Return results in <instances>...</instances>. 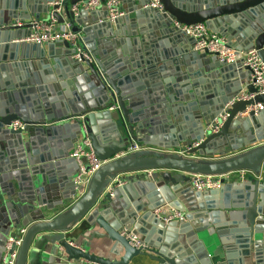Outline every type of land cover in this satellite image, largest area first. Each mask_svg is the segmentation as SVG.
<instances>
[{"label":"water","instance_id":"water-1","mask_svg":"<svg viewBox=\"0 0 264 264\" xmlns=\"http://www.w3.org/2000/svg\"><path fill=\"white\" fill-rule=\"evenodd\" d=\"M80 1L87 0H0V264L7 237L21 227L14 264H47L44 254L75 264H129L137 256L264 264V94L233 103L212 130L230 98L254 92L249 70L241 59L193 50L195 40L172 25L204 23L238 51L257 49L264 62V0H158L162 9L119 0L124 15L113 20L106 9L74 11ZM41 15L70 22L89 58H75L66 41L25 42L30 26L10 25ZM29 58L37 62L24 73L18 61ZM12 66L15 78L6 74ZM16 119L22 128L11 127ZM82 136L104 162L79 197L46 218L40 208H54L47 199L60 205L76 194L77 165L66 149ZM192 142L186 154L169 150ZM134 144L143 148L128 150ZM242 170L245 180L192 187L195 174ZM140 172L104 192L116 177ZM164 205L184 221L164 222L154 212ZM124 232L139 234L149 250L132 247Z\"/></svg>","mask_w":264,"mask_h":264},{"label":"built area","instance_id":"built-area-1","mask_svg":"<svg viewBox=\"0 0 264 264\" xmlns=\"http://www.w3.org/2000/svg\"><path fill=\"white\" fill-rule=\"evenodd\" d=\"M150 6L162 9V5L158 0H152ZM104 7L107 10V19L113 20L119 16L124 15V10L121 7L119 0H87L80 1L73 8L74 11H78L80 8L85 10H95L97 8ZM11 26L24 27L30 26V34L28 37L22 40L29 43H48V42H68L76 52L74 57L80 60V55L85 58H89L87 52L84 51L81 43V35L78 32L72 30L71 23L65 21L58 23L54 17L49 19H35L30 20H15L10 24ZM172 25L179 29L183 34L192 37L195 40L193 45L194 50L203 52L206 51L211 55H215L219 60L226 62H234L241 59V65L247 67L249 70V83L253 86L254 92L247 93L245 90H241L232 98H230L224 105L221 113L214 119L212 130L217 131L222 122L227 118V109L231 107L233 103L240 100H247L253 98L255 95L264 94V62L261 60L257 49L250 48L245 51H238L235 48L227 44L226 39L214 32H211L204 23L196 24H183L176 20ZM110 107L109 109H111ZM261 108L260 103L254 107L248 106L244 112L240 113L241 116L245 115L251 109ZM11 127L14 129L22 128L23 123L16 119L11 122ZM198 145V142H192L187 146H183L181 149H169L173 152L186 154V151ZM140 147L134 144L128 150H137ZM69 156L73 158L77 165V170L73 176V184L76 190L75 197H79L84 191L89 182L91 175L103 164L104 161L99 159L92 147L90 140L87 136H82L74 144ZM233 173H237L240 179H243L247 174V171H236L225 175H203L195 174L192 176V187L198 191H206L210 189H218L222 186V180H227ZM125 182L120 180L119 177L113 179L107 186L104 192H112L114 187L121 186ZM75 198V199H76ZM156 214L163 213L164 222L170 221H184V215L170 207H159L154 210ZM25 233V228H21L16 236H8L5 241V254L3 257V264H14L16 257V249L20 245L22 237ZM128 239L130 245L136 249L148 251L149 247L144 243L140 237L132 232L123 233ZM14 244L16 248L10 252L11 245ZM80 264H98L93 262H81Z\"/></svg>","mask_w":264,"mask_h":264},{"label":"crops","instance_id":"crops-1","mask_svg":"<svg viewBox=\"0 0 264 264\" xmlns=\"http://www.w3.org/2000/svg\"><path fill=\"white\" fill-rule=\"evenodd\" d=\"M104 10L105 8L104 7H101V8H97L94 10V12L97 14V15H103L104 13ZM98 17H101V16H98ZM33 18V17H32ZM46 18V15H41L40 16V19H45ZM15 21V20H14ZM13 21V22H14ZM72 26V25H71ZM21 32H24V31H21ZM83 36V34L81 35ZM81 43L83 44L84 46V43L81 39ZM194 50V48H193ZM20 62L22 65L20 66L21 69H19L18 67H10L9 69H7L6 71V74L11 76L12 78H15L16 77V69L18 70H21L23 71L24 73H27L28 72V67L26 66V63H35L37 62L35 59L33 58H29L27 60H24V61H18ZM51 64L53 63L52 60H50ZM14 63V62H13ZM7 64H11V62H7ZM34 71L38 72V69H34ZM26 138V136H25ZM81 138V137H80ZM79 138V139H80ZM78 139V140H79ZM77 141V140H76ZM75 141V142H76ZM75 144V143H74ZM74 144L72 147L66 149V154H67V157L70 158L69 154L70 152L72 151L73 147H74ZM183 147H172V149H181ZM69 166V165H68ZM71 170V165L69 166V169H67L66 172L70 171ZM146 173H143V172H140V173H126L124 175H121L119 177L120 180H123L126 184L129 183L131 181V178H134L135 176H138L139 178H142L143 176H145ZM247 175V174H246ZM246 175L243 179H240L238 174L237 173H233L229 176V178L226 180V181H229V183L231 182H236V181H241V180H245L246 178ZM131 176H134V177H131ZM263 180L264 179V165L263 167L261 168V175H260V178L259 180ZM73 180V179H72ZM72 189V188H71ZM134 189V192H135V188ZM76 195V194H75ZM75 196H73L72 198L70 199H66V200H63V202L59 205V204H55V202L52 200V199H47L46 203L49 204V205H53L54 208L51 209V210H47L46 209V206H42L40 209L45 213V217L46 218H50V216L53 214V215H56L57 213L63 211L64 209H66L74 200H75ZM163 207L167 208L168 206L167 205H164ZM183 222V221H182ZM21 228H24V227H21ZM14 232V231H13ZM18 234L15 233V234H12V236H16ZM139 236V234H137ZM11 236V235H9ZM229 240V239H228ZM116 258V257H115ZM30 260V259H29ZM43 260H46L47 261V264H75V263H72V262H66V260L64 258H59L57 256H54V255H46L44 254L43 257L41 258V262ZM29 264V263H28ZM42 264V263H41ZM129 264H156V262L150 260L149 258H147L146 256H137V257H134L133 260L129 263Z\"/></svg>","mask_w":264,"mask_h":264}]
</instances>
